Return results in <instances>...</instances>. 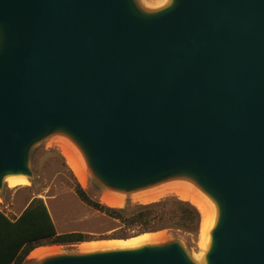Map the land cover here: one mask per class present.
<instances>
[{"label":"water","instance_id":"water-1","mask_svg":"<svg viewBox=\"0 0 264 264\" xmlns=\"http://www.w3.org/2000/svg\"><path fill=\"white\" fill-rule=\"evenodd\" d=\"M0 0V188L72 139L98 182L173 177L217 207L204 264H264V0ZM38 264H196L177 240Z\"/></svg>","mask_w":264,"mask_h":264},{"label":"rangeland","instance_id":"rangeland-1","mask_svg":"<svg viewBox=\"0 0 264 264\" xmlns=\"http://www.w3.org/2000/svg\"><path fill=\"white\" fill-rule=\"evenodd\" d=\"M169 2L170 0L138 1L140 7L147 12L161 10ZM65 147L71 148L78 161L84 166V182L79 180L69 165L67 156L70 155H64ZM70 158L72 157L70 156ZM28 165L31 175L30 177H26L29 181L27 185L16 184L8 187L5 182L2 184L0 188V208L3 211H7L8 206L13 201L15 202V206L21 207L32 197H38L46 205L58 233L81 231L88 234L91 238V240L83 242L43 244L36 248H48L49 254H75L83 252V248L87 243H93L96 246L109 245L114 244V240L130 239L143 234H151L159 236V242L165 243L177 240L194 263L204 264L202 257L203 249L200 245V221L191 228H159L135 234L136 227L128 226L119 219L110 217L94 209L82 201L75 192V186L78 184L90 198L114 208H123L127 204H146L169 195L199 200L186 192L179 191V196L172 189V186L181 184L193 190V192L208 198V195L191 179L173 177L137 191L114 192L97 181L91 173L80 148L70 137L62 133L51 134L33 144L29 151ZM107 195L115 198V202L112 205L104 201V197ZM202 203L205 206L207 214L210 215L209 208L204 202ZM192 204L194 203L192 202ZM28 258L30 259L25 260L22 264H38V257L32 255V253H29Z\"/></svg>","mask_w":264,"mask_h":264},{"label":"trees","instance_id":"trees-1","mask_svg":"<svg viewBox=\"0 0 264 264\" xmlns=\"http://www.w3.org/2000/svg\"><path fill=\"white\" fill-rule=\"evenodd\" d=\"M77 196L104 214L136 227V233L159 228H191L200 221L197 207L188 200L169 195L146 204L109 207L90 198L78 184ZM91 240L81 231L58 233L43 200L33 197L14 220L0 210V264H22L35 247Z\"/></svg>","mask_w":264,"mask_h":264},{"label":"bare ground","instance_id":"bare-ground-1","mask_svg":"<svg viewBox=\"0 0 264 264\" xmlns=\"http://www.w3.org/2000/svg\"><path fill=\"white\" fill-rule=\"evenodd\" d=\"M70 155L72 158H70V156H67V161L69 163V165L72 167V169L74 170L75 174L77 175V177L79 178V180H81L82 182H84L85 180V169L84 166L78 161V158L76 157L75 153L73 152V150L71 148H66L64 149V155ZM66 158V157H65ZM4 182L6 183V185L8 187H10V185H16V184H23V185H27L29 183V181L27 180L26 176L21 174V173H7L4 176ZM173 190L178 194V192H186L190 195L195 196L196 198H198L199 200H201L202 202H204L206 204V206L209 208V212L210 215L207 214L206 209L204 204L199 201V200H194V199H190V198H186L184 196H180V194H178L180 196V198L185 199L190 201L191 203L193 202L196 206H197V210L199 211L200 214V228H199V233L201 234V247L203 249V253H202V257L205 254V252H207L211 246V235H210V231L213 229V227L215 226L216 222H217V207L214 201H212L210 198H207L201 194L195 193L193 192V190L185 187L183 184L181 185H175L172 186ZM104 201L109 204L112 205L115 202V198H113L111 195H107L104 197ZM115 243L114 244H109V245H94L93 243H85L86 245L83 248V252H91V251H95V250H111V249H134V248H140L144 245L147 244H155L158 243L160 241L159 236H154L151 234H143L140 235L138 237H132L130 239H120V240H114ZM30 253H32V255L38 257V258H42L46 255L49 254V250L48 248L45 247H38V248H34Z\"/></svg>","mask_w":264,"mask_h":264},{"label":"crops","instance_id":"crops-1","mask_svg":"<svg viewBox=\"0 0 264 264\" xmlns=\"http://www.w3.org/2000/svg\"><path fill=\"white\" fill-rule=\"evenodd\" d=\"M33 198V197H32ZM31 198V199H32ZM30 199V200H31ZM30 200L27 202V203H25V204H23L21 207H17V206H15V202L13 201L12 202V204L10 205V206H8V209H7V211H3L1 208H0V210H2L3 212H4V214L6 215V216H8L11 220H14L17 216H19V214L23 211V209L26 207V205L30 202ZM36 248V247H35ZM32 251V250H31ZM30 251V252H31ZM29 252V253H30ZM29 257V254L26 256V258H25V260H28V259H30V258H28ZM24 260V261H25ZM23 261V262H24ZM12 264V263H11Z\"/></svg>","mask_w":264,"mask_h":264}]
</instances>
